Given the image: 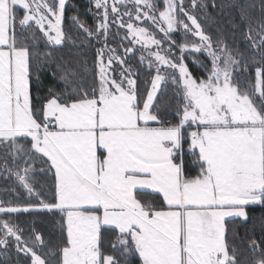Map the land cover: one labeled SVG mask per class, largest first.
Here are the masks:
<instances>
[{
    "label": "snow or ice",
    "instance_id": "6c2138e0",
    "mask_svg": "<svg viewBox=\"0 0 264 264\" xmlns=\"http://www.w3.org/2000/svg\"><path fill=\"white\" fill-rule=\"evenodd\" d=\"M93 6L94 29L78 16L71 19L103 44L96 54L98 81L85 89L75 83V72L73 79L65 72L59 77L65 88L50 87L37 108L32 87L45 65L33 69L30 45L39 43L37 31L48 45L69 39L66 0H0V170L14 175L29 194L34 160L47 164L55 178L54 202L0 206V213L60 212L66 239L55 264H132L130 258L137 257L139 264H264V242L230 244L225 226L226 218L247 221L250 206L264 207V18L255 19L254 4L235 5L247 28L248 53L223 36L213 42L184 0H163L162 10L156 0H94ZM191 6L208 4L191 0ZM180 27L199 42L174 39ZM121 29L123 55L108 43ZM124 40L133 46L124 47ZM164 43L169 49L162 54ZM135 45L147 51L139 62L147 59L156 71L146 97L126 63ZM172 47L179 57L171 56ZM189 51L210 57L206 78L189 71L183 55ZM162 68L179 72L173 83L182 85L184 103L176 121L159 110ZM253 69L254 82L244 76ZM62 70L57 64L53 77ZM149 193L159 202L148 200ZM10 238L30 264H54L48 257L55 252L38 251L44 245L40 233L33 229L25 241L17 225L0 219L5 252Z\"/></svg>",
    "mask_w": 264,
    "mask_h": 264
},
{
    "label": "trees",
    "instance_id": "16d2710c",
    "mask_svg": "<svg viewBox=\"0 0 264 264\" xmlns=\"http://www.w3.org/2000/svg\"><path fill=\"white\" fill-rule=\"evenodd\" d=\"M197 2L200 3L201 0H197ZM204 2L208 4V7L207 9L198 7V19L205 33L212 37L213 42L223 36L232 48L251 53L252 49L245 35L247 28L241 23L239 11L235 5L254 4L255 7L252 9L253 16L256 20H260L264 18V11H262L264 0H215V8L212 7V0H204ZM93 5V2L90 0L66 1L63 26L65 34L69 39H66L61 46L48 45L42 33L37 31L36 35L40 37L39 43L35 46L30 45V47L34 48L33 69L35 70L40 65H45V67L40 69L39 84L34 83L32 87L33 103L37 108L48 97V89L50 87L58 92L65 88L59 79L65 72L69 73L70 79H73L70 74L75 72L77 74L74 78L75 83L78 85L82 84L85 89H90L98 81L96 54L97 50L103 47V44L97 43L94 39L90 40L85 33L73 24L71 19L74 15L78 16L82 22L94 29L97 21L92 14L96 12ZM89 8L92 10L91 13L89 12ZM233 24L238 25V27H233ZM116 31L117 28L112 27L111 32L115 34ZM125 31L126 29H121L120 35L115 36V38L110 36L108 40L109 46L117 48V51H120L122 48L120 47L121 38L124 36ZM173 37L180 43L184 42L180 32H176ZM256 39L258 40L259 37H256ZM123 45L124 47L131 46L128 40H124ZM132 57L136 62L135 78L137 80V87L140 93L146 97V93L150 89L154 69H149L141 64L137 59L136 53ZM194 60H198L200 63H194ZM184 61L189 71L198 79H203L207 76L204 65H207L208 69L211 68L210 59L202 52L186 54L184 55ZM57 64H61L63 70L57 71V75L53 77L52 73L56 71ZM249 75H251L254 82V69L251 73L244 74L245 77ZM33 80L35 81V76H33ZM68 90H71V86L68 87ZM178 91V87L167 82L158 93L160 97L158 101L160 104L159 110L166 114L164 117L166 120L176 121L178 119L176 116L177 109L183 105ZM0 162L2 164V161ZM192 174L194 175V173ZM29 177L30 183L33 182L34 184V194H29L19 183L17 184L16 178L15 182L13 178L9 180V177H3L4 181L2 178L0 181V199L11 205L18 204L23 206L32 202L33 204H38L39 200L54 202L55 179L43 161L39 159L33 161ZM147 199L159 202V198L155 194L149 193ZM247 211L249 213L247 221H244L242 218H229L226 220V237L230 244L246 248L247 242L251 239L257 240L258 243L264 242V207L250 206ZM3 219L10 220L13 224L17 225L22 230L23 236L25 234H32L33 229L35 232L40 233L44 240V245L40 249L41 252L47 254L49 249L55 252L56 256L48 257L54 263L59 258L58 249L66 239V231L61 227L63 220L60 212H18L5 215ZM10 242L12 243L13 240H10ZM262 247H264V243H262ZM1 253H5V256L3 257ZM130 259H132V264H139L138 257ZM0 264H30V259L23 253H18L13 244H11L6 252L5 249H1L0 247Z\"/></svg>",
    "mask_w": 264,
    "mask_h": 264
},
{
    "label": "rangeland",
    "instance_id": "374dc122",
    "mask_svg": "<svg viewBox=\"0 0 264 264\" xmlns=\"http://www.w3.org/2000/svg\"><path fill=\"white\" fill-rule=\"evenodd\" d=\"M90 1H92L93 4H94V0H90ZM156 3H157L158 5L161 6V10H162L163 0H156ZM129 7H131V5H129ZM184 7H185V10H186V11H188L190 14H193V15L197 16V18H198V11H199V9H198V7H197V8H193V7L191 6V1H189V0H184ZM96 11H97V10H96ZM121 11H123V9H121ZM180 18H181V19H184L185 23H188L189 26L191 27V24H190L189 21H187L186 17H183V15L181 14ZM124 19L127 20V17H124ZM198 21H199V19H198ZM199 22H200V21H199ZM154 31H156L158 38L163 36V33H160L158 28H155ZM176 32H180V34L182 35V37H183V39H184V42H185V40H187V41H189V42H199V41H198V38L195 37V36H193L191 33H187V34H186V33H185V30H184L182 27H180L179 30L176 31ZM176 32H175V33H176ZM175 33H173L172 36H173ZM173 38H174V37H173ZM130 39H131V37H129V40H130ZM174 39H175V38H174ZM182 43H183V42H182ZM131 46H133V45H131ZM134 47H135V53H136V56H137L138 61H139V57H140L141 55H144V56L147 57V51H145V50H141V46H140V45H135ZM162 48H163L162 54L167 53V51H168V49H169V44H168V43H164V44L162 45ZM121 50H122V51H121ZM121 50H120L121 52H120V51H118V52H119L121 55H123V54H124V53H123V48H121ZM153 50H156V49L153 48ZM190 53H192V52H191V51H189V52H185V53H183V55L190 54ZM202 53H205V54L207 55L206 52H202ZM180 55H181V53H180V51H179L178 48H175V47H172V48H171V56H173V57H179ZM132 56H133V55H132ZM132 56H131V54H129V55L127 56L126 63H127L128 65H131V66H132V69H133V72H134V78H135V76H136L135 63H136V62H135V60L133 59ZM207 56H208V55H207ZM208 58L210 59V57H208ZM152 59L154 60V57H153ZM184 62H185V61H184ZM210 62H211V59H210ZM185 64H186V63H185ZM143 65L146 66V67L148 68V60H147V59L145 60V62L143 63ZM116 67H117V69H119V65H116ZM152 69H154V74H153V77H154V76L156 75L155 67H153ZM161 74L165 76V81L162 82L161 87H160V89H159V92L162 90L163 85H165L167 82H170V83H172L173 85H175L176 87H178V90H179L178 92L180 93L181 98H182V102L184 103V100H183V94H182V85H178V84H174V83H173V79H174V78H175V79H179V72H178V70H174V69H171V68H162V70H161ZM135 79H136V78H135ZM150 89H151V85H150ZM150 89H149V90H150ZM159 92H158V93H159ZM0 164H1V162H0ZM34 164H35V163H34ZM3 177H9V180H11V178H13V180L15 181V177H14V175H10V174L4 172L3 170H0V181H1V178H2V180H3ZM3 181H4V180H3ZM15 182H16V181H15ZM16 183L18 184L19 182H16ZM0 206H4V207H27V206H33V207H36V206H38V205H37V204H33V202H32V203L25 204L24 206H23V205H18V204H13V205H11V204L6 203L5 201L3 202L2 199H0ZM4 217H5V214L0 213V219H3ZM225 223H226V222H225ZM225 226H226V224H225ZM32 236H33V231H32V234H25L24 236H23V234H22V239H24L25 241L30 242ZM10 240H13V239L10 238ZM11 244H13V246H14V248H15V241H14V240H13L12 243L10 242V245H11ZM10 245H9V247H10ZM1 249H4V248L1 247ZM8 249H9V248H8ZM8 249H7V250H8ZM15 249H16V248H15ZM38 251H41V250L38 249ZM1 254H2L3 257L5 256V253H1ZM42 254H43V253H42ZM57 260H58V259H57ZM54 264H55V263H54Z\"/></svg>",
    "mask_w": 264,
    "mask_h": 264
},
{
    "label": "crops",
    "instance_id": "0c3cea01",
    "mask_svg": "<svg viewBox=\"0 0 264 264\" xmlns=\"http://www.w3.org/2000/svg\"><path fill=\"white\" fill-rule=\"evenodd\" d=\"M67 1V0H66ZM153 126H156L154 123H153ZM46 159V158H45ZM47 165V164H46ZM47 167H48V165H47ZM49 168V167H48ZM49 171H51L52 172V174H53V176H54V170H49ZM55 179V178H54ZM32 185H33V188H34V184H33V182H32ZM54 186H55V183H54ZM34 193H35V190H34ZM33 193V194H34ZM39 201H41V200H39ZM55 201V200H54ZM45 202H47V201H45ZM37 205H39V202H38V204ZM227 219H229V218H226V220ZM226 220H225V222H226Z\"/></svg>",
    "mask_w": 264,
    "mask_h": 264
}]
</instances>
